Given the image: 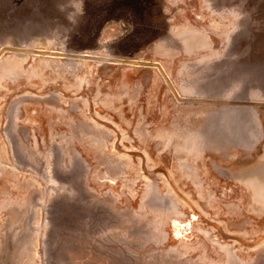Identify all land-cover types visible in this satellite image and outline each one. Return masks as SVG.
Listing matches in <instances>:
<instances>
[{"label": "rangeland", "instance_id": "374dc122", "mask_svg": "<svg viewBox=\"0 0 264 264\" xmlns=\"http://www.w3.org/2000/svg\"><path fill=\"white\" fill-rule=\"evenodd\" d=\"M0 264H264V0H0Z\"/></svg>", "mask_w": 264, "mask_h": 264}]
</instances>
